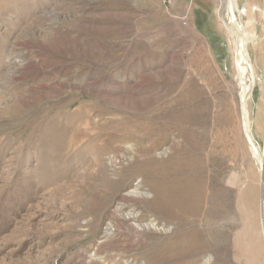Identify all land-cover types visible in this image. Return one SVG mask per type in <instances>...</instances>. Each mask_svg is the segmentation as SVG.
Listing matches in <instances>:
<instances>
[{"label": "rangeland", "instance_id": "obj_1", "mask_svg": "<svg viewBox=\"0 0 264 264\" xmlns=\"http://www.w3.org/2000/svg\"><path fill=\"white\" fill-rule=\"evenodd\" d=\"M219 2L0 0V264H156L148 246L174 224L154 218L149 188L165 186L153 177L174 149L181 174L196 175V220L174 264H264V182ZM236 6L248 9L247 125L262 152L264 0ZM155 129L153 160L133 161Z\"/></svg>", "mask_w": 264, "mask_h": 264}, {"label": "bare ground", "instance_id": "obj_2", "mask_svg": "<svg viewBox=\"0 0 264 264\" xmlns=\"http://www.w3.org/2000/svg\"><path fill=\"white\" fill-rule=\"evenodd\" d=\"M233 1H234L233 2L234 11L236 10V18H238V24L240 26V30L242 32L243 40H244V44H245L246 56L244 55V59H245L246 63L249 65V69H250V72H247L246 69L244 68L243 72L248 73L247 77L249 76V74L251 75V81H249V80L247 81L248 87H247L246 99H248L250 93L253 90L252 88L254 87V79L252 77L253 71L251 69L252 67H251V63H250V58H249V55H248L247 50H246V40H245L244 32H243L245 30L243 29L244 27L242 26V22H241L242 17L248 13V9L246 8V6L243 9H238L236 6V0H233ZM219 3H220V5H219V11H218V13H219L218 18H219L220 22L222 23L224 30L228 33V35L231 39L230 49L228 50V53L232 59V64L234 66V70H235L234 81H235L237 91H238V88L241 87L242 81H240V79L238 78L237 70H236V67L234 64V53H235V48H236V40H235L233 33H232V28L230 26L229 17L227 15H225V11H224L225 0H220ZM257 10H258V8H251L250 13L252 14V12H256ZM250 16H252V15H250ZM254 33L255 32L251 33V35H252L251 39L255 37ZM167 128L170 129V127H167ZM154 131H155V135L144 133V135L142 137H138V139L135 138V139H137V141H139V140L141 142H144V140L147 141L148 145L145 144V146H143L141 144L140 145L135 144L137 149L135 150L136 153L134 152L133 161L135 160L137 162L142 163L143 165H146L153 160V157L147 158V155H149V154H151L157 150V148L159 146V144H158L159 139L161 137V135L158 134V129H155ZM125 133H127V132H125ZM151 136H153V138L149 139ZM133 138H130L131 141H134V140H132ZM125 151H127V150H125ZM174 151H175V149L172 150L168 154V156H166V161L169 162L167 165V168L165 169L166 172H163L161 174V176H159V177H155V176L153 177V179L155 181L161 182L162 184L164 183L165 186L163 187L161 185L160 188H157L156 186L149 188L150 193H152V197H151L152 204L157 203V206H155L154 208L157 207L156 209L161 211V213H158L157 210H156V213H155V211H153V214L155 215L154 218L158 219V217H160L161 219H164V218H166V214H168L170 212V214L173 215V217L171 218L172 219L171 222H173V224H174L173 229L169 233V237L165 236L168 238L167 240H169L170 242H173L175 244L172 246V249H169L167 247L162 246L163 243L167 242V240L164 238L162 239L161 242H158L157 244H154L150 247L148 246V249L151 250V254H152L156 264H174V263H181L182 262V260L185 258V256L182 255L180 250H178V246H179L180 238H181L180 233L182 232V231L180 232L179 230L182 229L184 225H193L194 226V223L196 220V190L194 189V187L196 185V175L189 173L188 175L183 176L181 174L182 167L184 165H186L185 164L186 162H181V161L178 162V160L176 159L177 163L173 164V162L175 161V158L173 156V159H172V157L169 159V155L175 154ZM251 155H252V153H251ZM151 156H153V155L151 154ZM139 157H143V159L139 160ZM252 158H253V155H252ZM192 165L193 164L191 163L188 166L192 167ZM127 187H129V185H127ZM141 187H143V186H141ZM118 189H119V187L116 189H113V191L118 190ZM137 189H140V187ZM104 197H106V196H104ZM136 199L142 201L143 205H141V206L148 205L146 203V200H143V196L142 197L138 196ZM158 204H161V205H158ZM141 206H139L138 209H140ZM127 209H128V207H125V204H124V207L119 209L118 211L123 212V211H126ZM134 209H136V208H134ZM141 217H142L141 215H137V216H132L130 219L134 220V221H140L142 219ZM153 221H155V219H153ZM142 230H145V229H142ZM193 249H196V248H193ZM190 253H192V252H190Z\"/></svg>", "mask_w": 264, "mask_h": 264}, {"label": "water", "instance_id": "obj_3", "mask_svg": "<svg viewBox=\"0 0 264 264\" xmlns=\"http://www.w3.org/2000/svg\"><path fill=\"white\" fill-rule=\"evenodd\" d=\"M233 0H225V15L229 17L230 26L232 28L233 36L236 40V48L234 53V64L237 70V75L240 81H242L241 87L238 88L237 96H238V104H239V121H240V129L242 136L245 140L246 146L250 153L253 155V159L256 164V168L260 173L262 183L264 182V151H260V149L255 145L252 137L248 132L247 126V111H246V93L248 87V73L243 72L244 68L247 72H250L249 65L246 63L244 59L245 54V44L243 40V35L240 30V26L238 24V18H236V10L234 11Z\"/></svg>", "mask_w": 264, "mask_h": 264}, {"label": "built area", "instance_id": "obj_4", "mask_svg": "<svg viewBox=\"0 0 264 264\" xmlns=\"http://www.w3.org/2000/svg\"><path fill=\"white\" fill-rule=\"evenodd\" d=\"M172 1H173V0H161L162 4H163L164 6L171 4Z\"/></svg>", "mask_w": 264, "mask_h": 264}]
</instances>
